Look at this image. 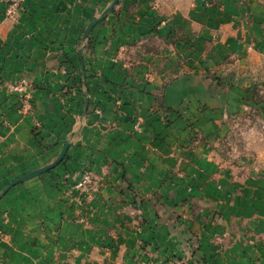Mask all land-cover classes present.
<instances>
[{"label":"crops","instance_id":"obj_1","mask_svg":"<svg viewBox=\"0 0 264 264\" xmlns=\"http://www.w3.org/2000/svg\"><path fill=\"white\" fill-rule=\"evenodd\" d=\"M112 2L0 0V264L165 263L191 237L207 264H264V177L200 142L264 87V0H118L84 36Z\"/></svg>","mask_w":264,"mask_h":264},{"label":"rangeland","instance_id":"obj_2","mask_svg":"<svg viewBox=\"0 0 264 264\" xmlns=\"http://www.w3.org/2000/svg\"><path fill=\"white\" fill-rule=\"evenodd\" d=\"M192 74V72L190 73ZM256 85L252 87L246 99V108L243 111H235L239 118L231 115L224 123L221 135L211 139H198L200 142L207 141L211 144L215 158L219 160L220 172L229 171V175H236L239 185L248 184L250 179L264 177V87H258V79H254ZM261 81V80H260ZM263 117V118H262ZM192 130L191 123H185ZM210 140V141H209ZM227 180V179H226ZM247 183V184H246ZM257 191L259 185L247 186V190ZM174 214L175 211L172 210ZM173 217H176L174 215ZM184 251L186 253L174 254L171 261L165 263L147 261V264H172V261H179L181 264H207L208 258L200 253V247H196V238H185ZM149 254L143 250L140 256L147 257ZM142 258V257H140ZM150 260V259H147ZM185 261H188L187 263ZM143 261L138 264H142Z\"/></svg>","mask_w":264,"mask_h":264},{"label":"water","instance_id":"obj_3","mask_svg":"<svg viewBox=\"0 0 264 264\" xmlns=\"http://www.w3.org/2000/svg\"><path fill=\"white\" fill-rule=\"evenodd\" d=\"M118 0H113V2L111 3V5L105 9L103 15H101L99 18L95 19L94 21L90 22L88 24V26L86 27L85 31H84V36H87L89 34V32L91 31V29L93 28V26L99 22L100 20L104 19V17L106 16L107 13H109L112 8L114 7V5L117 3ZM81 53V51H80ZM87 105H88V100L86 99L85 101V110L87 108ZM69 147V143H65V145L63 146L62 150L60 151L58 157L50 164L44 166V167H41L37 170H34V171H31V172H28L20 177H17L16 179H14L7 187L6 189L3 191V193L1 194V196L5 193V191L10 188L11 186L13 185H16L26 179H29L31 177H35V176H40L46 172H48L49 170L55 168L59 163H61V161L63 160L64 156H65V153L67 151Z\"/></svg>","mask_w":264,"mask_h":264},{"label":"built area","instance_id":"obj_4","mask_svg":"<svg viewBox=\"0 0 264 264\" xmlns=\"http://www.w3.org/2000/svg\"><path fill=\"white\" fill-rule=\"evenodd\" d=\"M6 1V9H5V15L9 18H14L23 3V0H5ZM31 87V83L28 79L22 78L19 80V82L14 85L11 89L13 91H16L19 93V95L22 96H28V89ZM97 113H100V110L96 111ZM90 181V175L87 172H84L81 178L80 185H85L89 183Z\"/></svg>","mask_w":264,"mask_h":264}]
</instances>
